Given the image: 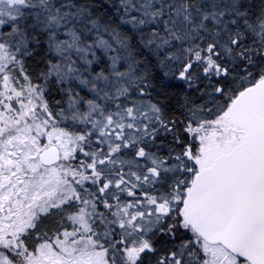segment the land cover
<instances>
[{"label": "snow or ice", "instance_id": "1", "mask_svg": "<svg viewBox=\"0 0 264 264\" xmlns=\"http://www.w3.org/2000/svg\"><path fill=\"white\" fill-rule=\"evenodd\" d=\"M0 264H264V0H0Z\"/></svg>", "mask_w": 264, "mask_h": 264}]
</instances>
